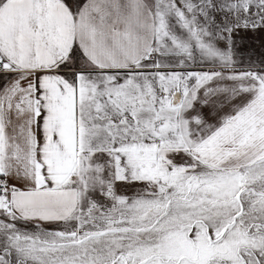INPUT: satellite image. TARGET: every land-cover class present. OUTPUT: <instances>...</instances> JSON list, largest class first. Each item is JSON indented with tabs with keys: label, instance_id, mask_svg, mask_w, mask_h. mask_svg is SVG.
<instances>
[{
	"label": "snow or ice",
	"instance_id": "1",
	"mask_svg": "<svg viewBox=\"0 0 264 264\" xmlns=\"http://www.w3.org/2000/svg\"><path fill=\"white\" fill-rule=\"evenodd\" d=\"M0 264H264V0H0Z\"/></svg>",
	"mask_w": 264,
	"mask_h": 264
}]
</instances>
